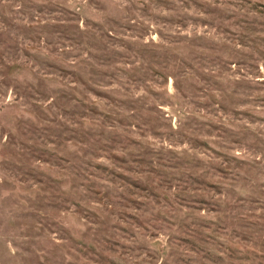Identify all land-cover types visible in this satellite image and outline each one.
Here are the masks:
<instances>
[{
    "label": "rangeland",
    "instance_id": "1",
    "mask_svg": "<svg viewBox=\"0 0 264 264\" xmlns=\"http://www.w3.org/2000/svg\"><path fill=\"white\" fill-rule=\"evenodd\" d=\"M0 264H264V0H0Z\"/></svg>",
    "mask_w": 264,
    "mask_h": 264
}]
</instances>
